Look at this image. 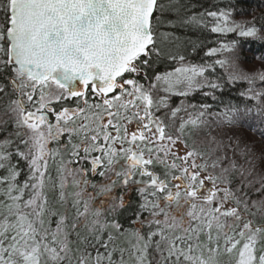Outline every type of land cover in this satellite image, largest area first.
I'll list each match as a JSON object with an SVG mask.
<instances>
[{
    "label": "snow or ice",
    "instance_id": "6c2138e0",
    "mask_svg": "<svg viewBox=\"0 0 264 264\" xmlns=\"http://www.w3.org/2000/svg\"><path fill=\"white\" fill-rule=\"evenodd\" d=\"M251 4L0 0V264H264Z\"/></svg>",
    "mask_w": 264,
    "mask_h": 264
},
{
    "label": "trees",
    "instance_id": "16d2710c",
    "mask_svg": "<svg viewBox=\"0 0 264 264\" xmlns=\"http://www.w3.org/2000/svg\"><path fill=\"white\" fill-rule=\"evenodd\" d=\"M257 5H261L262 7H264V0H252L251 7L256 9ZM257 11H259V9H257ZM256 54L257 55H264V49H259ZM249 55H251V54L249 53ZM261 63H264V61L253 60L252 63L250 65H246V67H259V65ZM254 129H255L254 131H249L248 127L245 126L243 129H238V132L241 135H244V136H246V137H248L250 139L259 140L260 136H259L258 132L261 129H260V125H259L258 121L255 122Z\"/></svg>",
    "mask_w": 264,
    "mask_h": 264
}]
</instances>
